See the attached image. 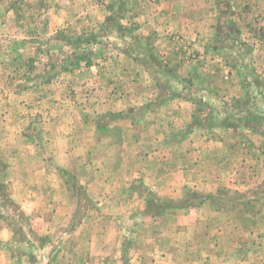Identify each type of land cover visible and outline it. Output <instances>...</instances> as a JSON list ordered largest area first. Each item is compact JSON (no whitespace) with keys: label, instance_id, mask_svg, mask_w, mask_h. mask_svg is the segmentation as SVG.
Returning <instances> with one entry per match:
<instances>
[{"label":"rangeland","instance_id":"obj_1","mask_svg":"<svg viewBox=\"0 0 264 264\" xmlns=\"http://www.w3.org/2000/svg\"><path fill=\"white\" fill-rule=\"evenodd\" d=\"M0 264H264V0H0Z\"/></svg>","mask_w":264,"mask_h":264},{"label":"crops","instance_id":"obj_2","mask_svg":"<svg viewBox=\"0 0 264 264\" xmlns=\"http://www.w3.org/2000/svg\"><path fill=\"white\" fill-rule=\"evenodd\" d=\"M176 177H177V178H178V177H181V174H177ZM183 177H184V175H183ZM193 213H194V212L192 211V213H190L189 216H193V215H194ZM184 219H185V215H182L181 218H180V220L182 221V220H184ZM181 224H182V223H181Z\"/></svg>","mask_w":264,"mask_h":264}]
</instances>
